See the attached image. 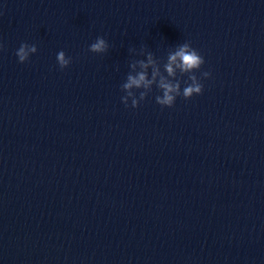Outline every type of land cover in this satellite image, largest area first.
I'll return each instance as SVG.
<instances>
[{
	"label": "water",
	"instance_id": "obj_1",
	"mask_svg": "<svg viewBox=\"0 0 264 264\" xmlns=\"http://www.w3.org/2000/svg\"><path fill=\"white\" fill-rule=\"evenodd\" d=\"M184 42L203 93L125 107ZM0 44V264H264V0H0Z\"/></svg>",
	"mask_w": 264,
	"mask_h": 264
},
{
	"label": "clouds",
	"instance_id": "obj_2",
	"mask_svg": "<svg viewBox=\"0 0 264 264\" xmlns=\"http://www.w3.org/2000/svg\"><path fill=\"white\" fill-rule=\"evenodd\" d=\"M3 45L0 44V48ZM109 44L102 36L89 45L88 50L102 54L107 52ZM135 52V49H130ZM37 52L35 44L22 43L16 51V56L19 62L23 63L30 58V55ZM140 56H145L146 59H133L130 61V71L127 74L126 80L121 84V90L125 93L121 97V101L125 107L137 108L140 102L143 101L149 93L153 91L155 86L161 94L156 95V103L162 107H173L177 97L183 96L185 99H190L194 95L203 93L204 85L201 78L211 76L209 71L201 73L198 77L195 73L201 69L205 63L201 53L192 47L191 42L178 44L174 50L169 51L166 62L163 63V70L160 61L154 56L151 51H146L141 48ZM57 63L61 69L68 67L72 62V57L67 56L61 50L56 56ZM149 69L151 70L149 72ZM187 75V80L183 81L186 85L181 88V78ZM135 90L139 91L137 96ZM129 100L131 101L129 105Z\"/></svg>",
	"mask_w": 264,
	"mask_h": 264
}]
</instances>
